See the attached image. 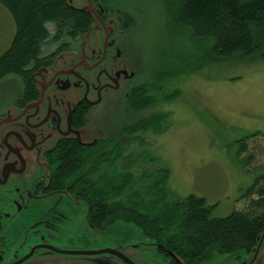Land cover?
<instances>
[{
	"label": "trees",
	"instance_id": "16d2710c",
	"mask_svg": "<svg viewBox=\"0 0 264 264\" xmlns=\"http://www.w3.org/2000/svg\"><path fill=\"white\" fill-rule=\"evenodd\" d=\"M178 1L171 8L174 25L195 41L210 42L208 62L236 56L248 63L264 61V0ZM0 6L14 25L10 45L0 55V80L18 75L28 102L34 97L28 67L39 64L45 41L52 39L51 30L56 36L54 41L67 34L77 39L89 29L90 19L65 0H0ZM160 92V83H142L130 91L126 100L132 109L140 110L179 95L172 91L157 97L155 93ZM83 113L73 120L77 130L85 125ZM166 117L152 114L130 123L115 138L89 144L71 137L57 141L49 152L51 187L83 200L87 218L95 226L115 221L131 223L157 247L188 262L210 251L229 253L255 246L264 232V174L239 190L238 207L223 218L214 217V207L202 198L174 196L167 188L168 169L159 166L156 158V167L141 159L150 148L143 134L163 132L161 122ZM261 142L264 138L258 133L238 141L237 160L249 170L258 167L255 150H260Z\"/></svg>",
	"mask_w": 264,
	"mask_h": 264
},
{
	"label": "rangeland",
	"instance_id": "374dc122",
	"mask_svg": "<svg viewBox=\"0 0 264 264\" xmlns=\"http://www.w3.org/2000/svg\"><path fill=\"white\" fill-rule=\"evenodd\" d=\"M177 1L96 0L107 9H115L122 31L117 47L132 57L127 63L121 53L119 65L125 80L124 92L105 94L101 103L86 114L79 140L88 143L115 138L121 129L136 120L156 113L166 114L161 122L165 127L163 132L143 134L150 148L142 155V161L146 159L156 167L154 158L158 159L159 166L168 169L167 188L174 196L202 198L214 207V217L223 218L235 210L239 190L264 174L263 142L258 146L260 150H255L257 168L249 170L242 160H237L239 140L255 133L264 138V61L248 63L236 56L227 61L208 62L210 42L195 41L186 31L175 27L171 8H175ZM48 28L50 31L51 26ZM13 34L10 16L0 6V55L9 47ZM50 36H54L53 29ZM50 41H45L48 46H43L48 52L52 48ZM142 83H160L161 94L155 93L157 97L172 91H178L179 95L153 108L134 110L124 93ZM60 94L67 96V92ZM44 162L42 152L32 154L25 182L46 175ZM22 175L13 182L18 189ZM66 213L77 224L78 214L82 221L80 228L91 230L83 200L67 208ZM104 226L93 227L98 246L109 245L134 264H167L156 251V244L135 225L115 221ZM242 250L210 251L201 264H235L242 257ZM113 259L114 264H121L118 258ZM255 264H264V248Z\"/></svg>",
	"mask_w": 264,
	"mask_h": 264
},
{
	"label": "flooded vegetation",
	"instance_id": "af4514ba",
	"mask_svg": "<svg viewBox=\"0 0 264 264\" xmlns=\"http://www.w3.org/2000/svg\"><path fill=\"white\" fill-rule=\"evenodd\" d=\"M65 1L72 9L83 11L90 26L77 39L72 40L67 34L54 41V35L49 52L45 50L48 45H44L39 64L31 63L28 67L32 100L25 102L26 88L18 75L0 80V264H114L113 257L121 264H134L123 255L116 256L111 246H98L93 227L106 226H95L86 218L91 230H82L79 215L71 213L78 217L77 224L66 213L67 208L77 203L75 197L51 187L49 152L57 141L71 137L72 131L77 130L73 120L80 112L85 117L105 94L124 92L125 80L119 64L123 55L127 63L132 57L117 47L122 31L114 8L107 9L96 0ZM65 83L68 88L62 91ZM137 86H132L124 96L127 98ZM65 92L66 99L60 94ZM68 102L72 103L67 105ZM35 104L36 109L25 112ZM61 110L71 112L70 124L67 125V115H60ZM17 117L20 118L13 120ZM36 125L41 127L33 132L24 128ZM36 151L43 153L47 173L27 183L25 173L30 170ZM20 175L23 177L18 189L13 182ZM55 195H63L62 200ZM157 246L156 251L167 264H201L208 254L188 262ZM263 248L262 234L255 246L242 250V257L235 264H255Z\"/></svg>",
	"mask_w": 264,
	"mask_h": 264
},
{
	"label": "water",
	"instance_id": "95a60500",
	"mask_svg": "<svg viewBox=\"0 0 264 264\" xmlns=\"http://www.w3.org/2000/svg\"><path fill=\"white\" fill-rule=\"evenodd\" d=\"M66 74H68V73H66ZM67 83V86L68 85H70V84H68V82H66ZM66 83L65 84H62V86H61V90L62 91H65L68 87L66 86ZM49 84H51V83H49ZM48 84V85H49ZM47 85V86H48ZM74 87V86H73ZM45 89V87L43 88V90ZM43 92V91H42ZM57 96H58V94H57ZM58 99H60V97L58 96L57 97ZM65 99H66V97H65ZM61 100V99H60ZM40 103V102H39ZM39 103H37V104H39ZM37 104H35V105H32V106H28L27 108H26V110H25V112H27L28 110H31V109H36L37 108ZM64 106L62 105V106H60L59 108H63ZM60 112V115H63V116H65V115H67L66 116V122H67V125L68 124H70V117H71V112H64L63 110H61V111H59ZM63 112H64V114H63ZM18 118H20V117H17V118H15V119H13V120H16V119H18ZM13 120H11V121H13ZM45 124H47V122L45 123ZM39 127H41L40 125H36V126H33V127H28V126H25L24 128L28 131V132H33L34 130H36L37 128H39ZM84 129V127L83 128H81V129H79V130H76V131H72L73 133H72V135H70L71 136V138H75L78 142H81V143H83V144H89V143H92V142H94V141H92V142H88V143H84V142H82L81 140H79L80 139V137H79V133L82 131ZM68 133V131L66 132V134ZM61 194L62 193H66V192H60ZM79 201V199H77V202ZM263 234V236H264V232L262 233ZM261 240V235L259 236V237H257V241L259 242ZM111 252H114V254L116 255V256H118V257H120V258H122V256L119 254V253H115V251H111Z\"/></svg>",
	"mask_w": 264,
	"mask_h": 264
}]
</instances>
